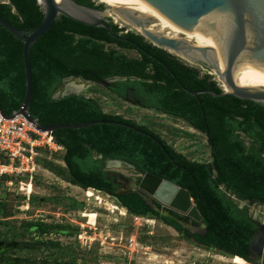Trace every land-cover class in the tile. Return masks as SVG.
<instances>
[{
  "label": "trees",
  "instance_id": "trees-1",
  "mask_svg": "<svg viewBox=\"0 0 264 264\" xmlns=\"http://www.w3.org/2000/svg\"><path fill=\"white\" fill-rule=\"evenodd\" d=\"M74 1L105 10L103 4L92 0ZM43 17L37 0L0 2V18L20 30L37 28ZM109 26L128 41L111 37L105 28L59 16L30 47V116L42 126L103 121L86 128H62L49 133L63 147L62 165L50 159H44L40 165L75 187L114 199L130 216L161 222L196 247L246 264H264L253 259L255 254L260 260L262 253L260 245L257 247L254 242L260 226L250 214L251 204L238 207L244 201L264 203V104L220 96L222 88L211 75H201L197 68L152 46L137 33L123 34L112 21ZM127 51L135 55L130 56ZM69 78L94 84L116 79L105 86L112 95L136 100L140 107L180 119L204 134L210 160L188 159L147 127L104 112L94 98L83 94L54 98ZM184 89L200 93L194 97ZM25 91L23 44L0 26L1 111L7 116L18 111ZM108 160L126 162L138 175L151 173L187 190L205 231L192 232L187 216L162 208L154 201L149 203L140 193L119 192L120 185L106 168ZM11 216L12 210L0 203V239L7 238L2 230L8 225L3 220ZM193 226L198 224L193 222ZM20 228L22 236L30 238L27 246L47 251L61 247L50 236L78 234V229L71 225L43 221H25ZM12 235L17 239L15 231ZM49 256L44 264H50ZM76 262L70 257L54 260V264Z\"/></svg>",
  "mask_w": 264,
  "mask_h": 264
},
{
  "label": "rangeland",
  "instance_id": "rangeland-1",
  "mask_svg": "<svg viewBox=\"0 0 264 264\" xmlns=\"http://www.w3.org/2000/svg\"><path fill=\"white\" fill-rule=\"evenodd\" d=\"M92 1L95 4H103L99 0ZM103 5L106 15L123 30V34L137 33L106 4ZM152 25L157 29L161 28L158 22L153 21L150 26ZM168 33L185 38L182 33L175 30H169ZM191 41L195 42V38ZM126 53L130 56L135 55L131 51ZM182 61L197 68L201 75H211L223 91L226 90L217 74L203 66L190 64L184 59ZM69 84L78 86L79 94L98 100L104 112L132 119L160 135L188 159L199 162L210 160L206 136L189 127L184 121L119 99L109 93L104 84L69 78L63 81L55 94L60 97ZM37 153L39 154L35 158L36 169L32 175L7 172L0 176V203H5L7 208L12 210V216L3 220L8 227L2 232L8 230L12 235L15 231L18 241L25 243L30 239L27 236L22 237L21 224L25 221H43L47 224L71 225L78 229V234L71 237L50 236L61 244V247L52 250L26 248L8 253L9 256L22 260L20 264H44V259L49 255L50 264H54L56 258L66 260L68 257L75 258L76 264H246L196 247L182 240L176 231L159 221H147L130 216L114 199L75 187L40 165L44 159L62 165L60 162L62 152L40 147ZM108 170L125 178L139 176L125 165L111 167ZM22 184L30 190L21 191ZM249 211L259 221H264L263 207L250 205ZM83 212L91 213L92 218L82 217ZM188 227L193 232L200 230L199 226ZM261 240L262 256L264 234ZM260 261L264 262V258L261 257ZM0 264H5L2 257Z\"/></svg>",
  "mask_w": 264,
  "mask_h": 264
},
{
  "label": "water",
  "instance_id": "water-1",
  "mask_svg": "<svg viewBox=\"0 0 264 264\" xmlns=\"http://www.w3.org/2000/svg\"><path fill=\"white\" fill-rule=\"evenodd\" d=\"M118 1L123 4L124 8L110 9L123 21L134 27H140V36L144 41L181 60L183 58L190 64L200 65L209 71H215L228 89V91H223L222 89L223 92L220 96L231 95L239 99L264 104L263 88L240 87L234 83L232 78L233 67L237 64L250 65L264 70V0ZM37 2L42 6L44 17L41 24L31 31L20 30L0 18V26L23 44L26 91L20 109L14 112L13 115H23L38 132L42 133H51L54 130L62 128L81 129L103 123V121H90L81 124L66 123L54 126H42L36 119L30 116L29 105L32 94L30 47L48 31L59 16L66 17L86 26L105 28L111 37L121 41L128 40L112 31L109 26V21L111 20L106 15L105 10L83 6L74 0H61L60 2L57 0H41V3L37 0ZM159 17H164L182 31H192L196 26H200L223 34L220 39L213 36L212 39L216 45V50L213 49V52L215 51L216 55H219L222 60L224 71L221 73L217 61L210 59L209 47H198L184 39L169 38L163 34L149 31L148 27ZM115 80H109L103 84L107 86ZM186 91L194 97H198L200 93ZM78 94L79 89H69L66 86V91L60 97ZM54 98H59V96L55 94ZM131 103L140 105L138 101ZM97 158H101V156L97 155ZM122 165L133 169L131 164L120 160H108L106 162L107 169ZM110 175L115 177L116 183L120 185L119 192L140 193L147 198L149 203L154 201L162 208L187 216L190 219L189 225L193 226V222L198 224L200 227L198 232L202 233L205 231L202 217L187 190L151 173L139 175V182L137 181L138 177L125 178L113 172H110ZM248 203L251 205L256 204L264 209V203L261 201L240 202L238 207L243 208ZM253 221L260 227H264V221H259L255 215L253 216ZM188 229L190 228L188 227ZM253 259L256 263H262L260 260Z\"/></svg>",
  "mask_w": 264,
  "mask_h": 264
},
{
  "label": "built area",
  "instance_id": "built-area-1",
  "mask_svg": "<svg viewBox=\"0 0 264 264\" xmlns=\"http://www.w3.org/2000/svg\"><path fill=\"white\" fill-rule=\"evenodd\" d=\"M63 151L49 133L38 132L23 115H4L0 109V176L7 172L32 175L37 149Z\"/></svg>",
  "mask_w": 264,
  "mask_h": 264
},
{
  "label": "bare ground",
  "instance_id": "bare-ground-1",
  "mask_svg": "<svg viewBox=\"0 0 264 264\" xmlns=\"http://www.w3.org/2000/svg\"><path fill=\"white\" fill-rule=\"evenodd\" d=\"M39 1L41 3V0H39ZM57 1L60 2L61 0H57ZM99 1L103 4H106L108 6V8H118V7L124 8L123 4L118 0H99ZM154 22H158L161 28L157 29L153 25L149 26L148 30L151 32L163 34L169 38L183 39V38H180L178 36H172L168 33L169 30H175V31L182 33L185 36V38H184L185 41L192 43L198 47H209L210 48V52H209L210 59L212 61H217L218 65H219V71L221 73L224 71V64H223L222 60L220 59L219 55L218 56L216 55L215 51L213 52V49L216 50V45L212 39L213 37L220 39L223 34L209 30V29H206V28H203V27H200V26H196L192 31H188V32L182 31L179 28L175 27L173 24H171L164 17L156 18L154 20ZM125 23L128 24L127 22H125ZM132 28L137 33H139V35L141 34V28L140 27L132 26ZM193 38H195V42L191 41ZM212 72L214 74H216L215 71H212ZM232 78H233L234 83L237 86L248 87V88H263L264 89V70L260 69L258 67H253V66L244 65V64H237L233 67ZM220 81L224 85V87L226 89L225 91H228L223 80L220 79ZM67 88L75 89V90L79 89L78 86H75L73 84L72 85L69 84L67 86ZM29 190H30V188H28V187L26 188V185L22 184L21 191H29ZM92 216L93 215L91 213H88V212L82 213V217H84V218H89V217L92 218ZM137 219H140V218L137 217ZM147 221H153V220H147Z\"/></svg>",
  "mask_w": 264,
  "mask_h": 264
},
{
  "label": "flooded vegetation",
  "instance_id": "flooded-vegetation-1",
  "mask_svg": "<svg viewBox=\"0 0 264 264\" xmlns=\"http://www.w3.org/2000/svg\"><path fill=\"white\" fill-rule=\"evenodd\" d=\"M125 101L128 102H136V100H132L130 98H125ZM7 238L5 239H0V258H3V262L5 264H20L22 262V260H17L16 258L9 256L8 253H13L14 251H18V250H25L26 248H30V246H27V243H30L31 241L29 240L28 242H22V241H18V239H14L11 235V233L7 230ZM264 234V227H260L257 236L255 238V246H259L260 242L262 241L261 238L263 237ZM24 237V236H22ZM256 260H259L255 254L253 256ZM261 257L264 258V256L262 255Z\"/></svg>",
  "mask_w": 264,
  "mask_h": 264
}]
</instances>
